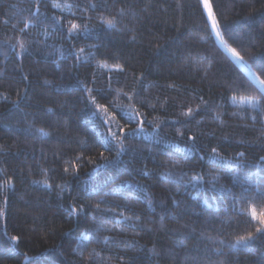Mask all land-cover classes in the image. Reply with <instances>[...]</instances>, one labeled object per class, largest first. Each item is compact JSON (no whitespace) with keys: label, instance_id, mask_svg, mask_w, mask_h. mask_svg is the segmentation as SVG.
Listing matches in <instances>:
<instances>
[{"label":"trees","instance_id":"16d2710c","mask_svg":"<svg viewBox=\"0 0 264 264\" xmlns=\"http://www.w3.org/2000/svg\"><path fill=\"white\" fill-rule=\"evenodd\" d=\"M208 1L0 0V264H264V0Z\"/></svg>","mask_w":264,"mask_h":264},{"label":"snow or ice","instance_id":"6c2138e0","mask_svg":"<svg viewBox=\"0 0 264 264\" xmlns=\"http://www.w3.org/2000/svg\"><path fill=\"white\" fill-rule=\"evenodd\" d=\"M204 5H205L206 8H209V11L211 12V5L209 4L208 0H204ZM92 7H96V5H92ZM37 10H38V6H37ZM106 23L109 26H115L116 22H115L114 19H109V20H106ZM219 27L220 26L217 24L215 16H213L212 17V28L216 30V36L221 39V42H224V37L222 36L221 32L219 31ZM79 30L88 31V27H87V25H85V26H83V28H81L80 25L71 24L70 28H69V33L71 34L73 31H79ZM19 47L21 48L22 51H26L27 50L25 44L22 41L20 42ZM229 51L236 57L237 60H239L241 62H244L245 57L235 47L229 48ZM82 52H83V49H80L79 53H82ZM114 67H116L117 69H119L121 71L123 70L118 65H115ZM25 79H27V77H25ZM84 89H85V91H87L89 93L88 99L91 101V103L97 109H99L102 113H104L106 115L107 114V107L104 104L97 103L96 96L91 94L94 91V89H89L86 84L84 85ZM20 98L21 97H19V96L17 97V99H20ZM117 107H127L129 109H132L131 105L122 106V105L118 104ZM49 111H51V109H49ZM192 112H193V110L191 108H189L187 113H185V115H189ZM131 114L136 119L137 128L142 130L143 127H144L143 119L140 118L139 114L136 113L134 109H132ZM222 123H223V121H222ZM155 127H159V124H155ZM137 128H131V127L121 128V131L126 132L130 136L135 137V136L139 135V133L137 131ZM41 131H43V130L41 129ZM111 135H112L113 140L116 142V144L119 145V147L116 150V157L113 158V159H116L117 157H119L122 154V152L126 151L129 146L125 143V139L127 137H123L122 138L120 136H117L116 133H112ZM190 139L195 141L196 138L195 137H191ZM179 150L180 151H184V149H179ZM211 153L215 154V156H210V159L214 160V159H217L219 157V153L217 152V150L215 148L211 149ZM101 155H103V153H101ZM239 155L241 157H243L244 153H239ZM185 158L187 159V156ZM105 159H107V158H105ZM261 159H264V157H262ZM163 164H166L167 167H165L164 171L160 173L161 176H172V175H174L173 170L178 169V168L181 167L179 161H165V162H163ZM141 171H145V173L148 174L151 170L141 169ZM229 171H231V169H229ZM193 179L202 180L203 178L198 176V177H194ZM211 181H219V175L217 173H213L212 176H211ZM124 183L126 184L127 182H124ZM241 183H243V182H241ZM212 187L213 188L217 187V184L216 183H212ZM219 187H220L221 190L224 189V185H222V184L219 185ZM137 189L140 192H144V199L147 201L149 206H151V204H152L151 198L148 196V194H147L146 190L144 189V187L143 186H137ZM258 190L261 191L262 193H264V188H259L258 187ZM247 191H248V189L245 188L244 191L241 192L240 197H237V199L243 198L245 196V194L247 193ZM108 195H109L108 193H105V197H107ZM134 197H135V192H131V193H128L127 195H125L124 199H125L126 202H128L131 199H133ZM102 199H104V198H102ZM173 202H175V198H173ZM95 209H96V211H98L101 214V217L108 211V210H105V209H101L99 204L95 205ZM82 211H83L82 207L79 208V209L73 208L72 211L69 212V215H71L73 212H82ZM115 218L116 219H123V220H126V221H130V222H132L133 225L139 221V217H137L136 220L134 221L131 216H122V214L121 215H117ZM161 219L163 220V217ZM94 220H96L95 217H94ZM259 220L261 222V227L257 228L256 232L264 234V216H260ZM105 224H106V222L103 220V218L97 220L96 221V229L100 230V229L104 228ZM255 238H256V233H252V234L246 235V236H240V237L237 238V243L239 244L241 242H247V241L255 239ZM104 239H108V238L104 237ZM153 250H155V249H153Z\"/></svg>","mask_w":264,"mask_h":264},{"label":"rangeland","instance_id":"374dc122","mask_svg":"<svg viewBox=\"0 0 264 264\" xmlns=\"http://www.w3.org/2000/svg\"><path fill=\"white\" fill-rule=\"evenodd\" d=\"M209 2V1H208ZM207 9V11H208V14H209V16H210V18H211V22H212V17H213V15H212V11L210 12L209 11V8H206ZM215 32H216V30H215ZM219 38V37H218ZM219 40L221 41V39L219 38ZM223 43V45H224V42H222ZM226 47V46H225ZM234 56V55H233ZM235 57V56H234ZM235 59H236V57H235ZM237 60V59H236ZM237 62H239L240 64H241V66H243V67H245L246 68V65L243 63V62H241V61H239V60H237ZM249 70V69H248ZM249 72H251V71H249ZM260 84H261V86L264 88V84L262 83V82H260Z\"/></svg>","mask_w":264,"mask_h":264}]
</instances>
